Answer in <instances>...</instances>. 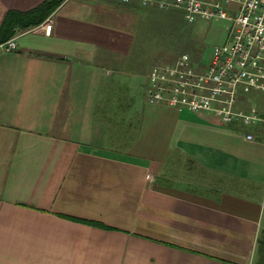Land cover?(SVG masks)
<instances>
[{
  "label": "crops",
  "instance_id": "1",
  "mask_svg": "<svg viewBox=\"0 0 264 264\" xmlns=\"http://www.w3.org/2000/svg\"><path fill=\"white\" fill-rule=\"evenodd\" d=\"M39 2L0 0V23ZM106 2L62 0L48 34L16 22L0 50V264H251L264 129L147 102L137 70L106 67L129 40Z\"/></svg>",
  "mask_w": 264,
  "mask_h": 264
},
{
  "label": "built area",
  "instance_id": "2",
  "mask_svg": "<svg viewBox=\"0 0 264 264\" xmlns=\"http://www.w3.org/2000/svg\"><path fill=\"white\" fill-rule=\"evenodd\" d=\"M123 3H154L160 8H180L187 20L195 15L225 18L226 38L211 48L209 61L200 68L189 65V56L181 52L173 62L153 64L147 72L144 89L149 103L163 102L190 111H208L222 122L257 124L264 121L255 106L235 107L236 88L264 91V0H107ZM236 2L233 14H227L218 2ZM50 31V14L39 24ZM15 37L0 42L1 51L12 50ZM245 139L253 134L246 132ZM145 179L152 177L145 174Z\"/></svg>",
  "mask_w": 264,
  "mask_h": 264
},
{
  "label": "rangeland",
  "instance_id": "3",
  "mask_svg": "<svg viewBox=\"0 0 264 264\" xmlns=\"http://www.w3.org/2000/svg\"><path fill=\"white\" fill-rule=\"evenodd\" d=\"M106 3L112 10L105 14L106 24L113 23L116 30L129 33V40L124 43L119 56L123 61L115 60V62L106 64V67L113 69L112 71L137 70L140 74L134 75V79L140 84L145 81V74L153 64L173 62L181 52L188 54L189 65L192 68L204 66L210 59L212 46L222 43L226 38L225 24L227 20L222 17L195 15L192 20H187L180 8H160L154 3L142 4L139 1L126 3L109 1ZM218 4L227 14L234 13L232 9L236 2L220 1ZM124 37L125 35L122 34V38ZM117 75L116 72H111L108 77H105L106 86L112 85L115 88L117 84H125L117 79ZM143 83L145 84V82ZM133 90L134 96L129 97L135 99L138 108L149 105L144 101L139 89ZM118 91H108L103 86L98 97L100 98L101 94L104 99L125 100L129 98L128 91ZM236 91L244 98L242 100L237 98L235 107L245 109L248 100L250 103L262 106V115H260L264 117L263 90L248 89L244 92L240 88H236ZM157 103H160V106L166 104ZM169 106L185 111V113L189 112L181 106ZM119 109L123 111L125 107L122 106ZM213 118L216 120L215 116ZM261 122L256 124L259 125L258 131L264 129V126H260Z\"/></svg>",
  "mask_w": 264,
  "mask_h": 264
},
{
  "label": "trees",
  "instance_id": "4",
  "mask_svg": "<svg viewBox=\"0 0 264 264\" xmlns=\"http://www.w3.org/2000/svg\"><path fill=\"white\" fill-rule=\"evenodd\" d=\"M61 1L41 0V2L27 10H9L0 23V41L6 39L14 31L13 23L20 22L21 28L36 24L59 5ZM13 14H16L17 17H14ZM87 223L101 226L92 221ZM256 254L257 258L251 264H264V228L260 231L256 240Z\"/></svg>",
  "mask_w": 264,
  "mask_h": 264
}]
</instances>
